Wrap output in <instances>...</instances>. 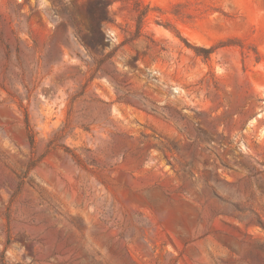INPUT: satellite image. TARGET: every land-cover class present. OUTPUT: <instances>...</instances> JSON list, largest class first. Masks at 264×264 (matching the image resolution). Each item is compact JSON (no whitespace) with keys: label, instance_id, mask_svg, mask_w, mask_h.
<instances>
[{"label":"rangeland","instance_id":"1","mask_svg":"<svg viewBox=\"0 0 264 264\" xmlns=\"http://www.w3.org/2000/svg\"><path fill=\"white\" fill-rule=\"evenodd\" d=\"M0 264H264V0H0Z\"/></svg>","mask_w":264,"mask_h":264},{"label":"trees","instance_id":"2","mask_svg":"<svg viewBox=\"0 0 264 264\" xmlns=\"http://www.w3.org/2000/svg\"><path fill=\"white\" fill-rule=\"evenodd\" d=\"M143 16H144V14L141 15V19ZM196 51L198 52L199 55L202 54L205 58H208L209 55L212 53L211 49H199V48H197Z\"/></svg>","mask_w":264,"mask_h":264}]
</instances>
